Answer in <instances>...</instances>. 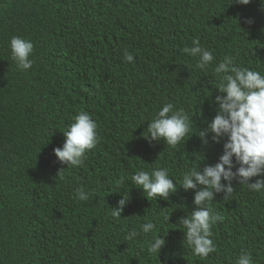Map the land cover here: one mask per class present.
I'll return each mask as SVG.
<instances>
[{"label":"trees","instance_id":"16d2710c","mask_svg":"<svg viewBox=\"0 0 264 264\" xmlns=\"http://www.w3.org/2000/svg\"><path fill=\"white\" fill-rule=\"evenodd\" d=\"M13 36L34 44L27 71L12 60ZM194 38L215 58L204 70L183 52ZM227 56L264 74L260 0H0V264H236L244 251L264 264V191L236 181L228 200L211 202L224 220L212 227L216 251L207 258L184 244L173 205L151 207L161 217L155 229L132 241L128 224L109 213L121 195L107 183L118 174L129 188L145 155L154 168L177 170L223 153V142L205 146L193 134L216 115L214 67ZM165 103L190 117L193 136L175 147L144 137ZM81 110L97 123L99 143L82 166L67 167L51 151ZM78 187L94 194L82 202ZM161 236V253H149Z\"/></svg>","mask_w":264,"mask_h":264},{"label":"clouds","instance_id":"9594fccd","mask_svg":"<svg viewBox=\"0 0 264 264\" xmlns=\"http://www.w3.org/2000/svg\"><path fill=\"white\" fill-rule=\"evenodd\" d=\"M251 2L252 0H233V3L240 5ZM260 6L264 11V0H260ZM245 23L252 25L254 20L245 18ZM10 48L12 60L17 67L22 71L31 69L33 42L13 36ZM183 52L196 58L195 68L202 70L215 59L213 52L202 47L198 38H194L192 46L185 47ZM125 59L134 62L131 53L126 52ZM214 72L219 77V83L214 86L220 93L215 97L218 105L216 115L207 127L198 128V132L193 135H198L205 146L209 144V137L214 143L223 142V153L218 161L203 168H191L182 173L178 181L170 177L166 167L141 169L131 176V182L138 186L136 188L142 189L147 197L169 200L170 195L178 191L177 183L184 191L194 192V210L181 217L178 222L183 226L184 244L191 248L195 256L201 258H207L216 251L211 238L212 227L224 220L222 215L211 208V202L216 196L223 194V199L228 200L235 190L234 181L239 185H246L250 191H264V74L248 67L237 66L231 56L216 64ZM97 128L98 125L91 115L81 110L63 132L65 141L62 148L54 149L58 161L67 167L82 166L87 152L99 143ZM190 128V117L186 110L183 107L175 108L172 103H165L151 119L144 137L149 143L163 140L167 146L175 147L182 144L180 142L189 135ZM253 177L260 178L251 182ZM123 182L124 177H121L120 183ZM121 194L122 198L117 205L111 207V216L117 219L121 218L130 200L129 193ZM89 197L90 194L83 187L76 189V199L87 201ZM163 218L170 220L168 216ZM158 219L154 217L141 223L139 230L132 229L125 235V240H135L141 233H152ZM165 244L166 240L162 236L154 237L148 251L161 253ZM236 264H254L252 254L248 251L242 252L236 259Z\"/></svg>","mask_w":264,"mask_h":264},{"label":"rangeland","instance_id":"374dc122","mask_svg":"<svg viewBox=\"0 0 264 264\" xmlns=\"http://www.w3.org/2000/svg\"><path fill=\"white\" fill-rule=\"evenodd\" d=\"M189 59L191 60L193 66L196 67V64H197L196 58L191 57ZM183 73L184 72H182V74ZM182 84H185V82H183ZM179 107H181V106L179 105ZM213 116H215V114H212L210 118H212ZM191 132H192V130H190L189 135H192ZM208 139H209V141L211 140L210 137ZM51 152L54 153V151H51ZM88 153H89V151L87 152V154ZM217 160H218V158H216L214 160V162H211L209 164H214V163H216ZM209 164H207V165H209ZM207 165H203V163H199L197 161L195 162L192 160L190 162L189 166H183V167L178 168L177 170H170L169 169L170 170L169 175L171 178L174 179V181H178L181 178V174L184 173L185 171H187L191 168H199V166L201 168H203ZM152 168H154V166L152 164L151 159L149 157H147V155H145L141 161L134 162L133 166L130 169V175L132 176L136 171H139L141 169L150 170ZM118 179H119L118 174L116 176H113L112 179L110 180V182L107 183V186L113 187L115 190H117L118 192H121V193H125V192L129 193V196H130L129 203L124 208V211L122 212L121 218H119V219L116 218V220L125 221L131 229H135V226H137V225H138V229H139L140 224L145 222V220L143 219V216H145V215L149 216V218H151V220L154 217H158L155 213L150 211V208L154 207V206L162 205V206L167 207V205H173L175 208H177V210H179V212H181L183 214V216H186L187 213L190 214V212L194 210V205H193L194 192L193 191H187V192L184 191L183 188L180 187L179 183H177V189H178L177 193L171 194L169 200H163V199H160L159 197H156V198L147 197V194H144L142 189L136 188L138 186L135 184H132L129 188H124ZM83 188L86 192H92L93 193V191L88 190L86 187H83ZM121 193H119L121 195V197H119L117 200L112 201L110 204V210H109L110 216H111V211H112L111 207L116 206L118 201L122 198ZM74 194L76 195V192ZM82 202H84V201H82ZM96 205L98 206L99 211L103 215H105L102 208L97 203H96ZM158 218H161V217H158Z\"/></svg>","mask_w":264,"mask_h":264}]
</instances>
